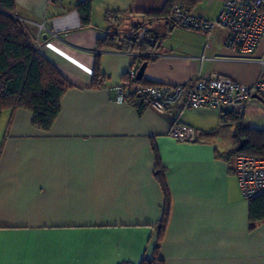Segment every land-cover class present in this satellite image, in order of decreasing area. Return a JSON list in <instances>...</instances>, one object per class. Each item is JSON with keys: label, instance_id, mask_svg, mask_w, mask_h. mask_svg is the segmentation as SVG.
<instances>
[{"label": "crops", "instance_id": "crops-1", "mask_svg": "<svg viewBox=\"0 0 264 264\" xmlns=\"http://www.w3.org/2000/svg\"><path fill=\"white\" fill-rule=\"evenodd\" d=\"M13 1L23 32L42 42L41 56L69 87L48 131L28 110L0 115V264H264V196L246 200L235 154L224 157L235 149L233 119L206 107L160 114L109 93L141 57L150 59L144 84L190 85L198 75L254 84L264 80V38L245 56L220 28L206 48L202 35L169 21L145 24L166 0ZM83 1L87 27L76 11ZM224 1L201 0L192 13L215 20ZM144 32L157 43L152 55L95 49L108 34ZM95 56L103 83L92 87ZM173 126L195 130L196 140L172 139ZM241 127L264 130V102L248 103Z\"/></svg>", "mask_w": 264, "mask_h": 264}, {"label": "built area", "instance_id": "built-area-1", "mask_svg": "<svg viewBox=\"0 0 264 264\" xmlns=\"http://www.w3.org/2000/svg\"><path fill=\"white\" fill-rule=\"evenodd\" d=\"M70 0H50L60 7ZM173 27L204 37L206 48L216 28L227 32L226 46L241 55H251L264 38V0H225L215 20L200 19L179 5L172 7ZM52 37H57L52 34ZM42 42L36 40L33 49L40 54ZM135 68H129L117 86L109 89L110 98L124 103L129 95L143 100L144 105L163 114L179 107L181 111L212 108L221 121L230 115L242 118L254 96L264 102V80L245 86L218 75H198L190 85H143L136 79ZM169 136L177 142H194L196 131L173 126ZM235 176L239 190L246 200L264 196V158L239 155L235 158Z\"/></svg>", "mask_w": 264, "mask_h": 264}, {"label": "trees", "instance_id": "trees-1", "mask_svg": "<svg viewBox=\"0 0 264 264\" xmlns=\"http://www.w3.org/2000/svg\"><path fill=\"white\" fill-rule=\"evenodd\" d=\"M200 1L166 0L161 11L145 16V24L157 21L170 22L174 5H179L192 12ZM76 11L81 27H87L91 20V3L89 1L80 2ZM14 14V1L0 0V115L5 110L25 109L32 114L33 126L42 131H48L60 111V100L69 85L52 63L34 51V42L25 35L21 24L14 18ZM95 49L99 51L108 49L145 56L152 55L156 51L157 43L154 37L149 36V32H144L141 36L133 34V36L122 40L108 34L105 39L96 41ZM98 58V56L93 58L92 87L103 83V78L98 70ZM149 60L146 57H141L136 58L135 62L140 66L143 63H148ZM140 83L153 85L144 84L143 80ZM140 100L144 104L143 100ZM230 118L233 119L236 126L235 149L233 152L225 153L224 157L227 158L229 155L235 154L236 157L244 155L264 158V130L243 129L241 127L242 118L230 115L227 119ZM160 173L161 171L157 172V177ZM162 230L163 225L159 229V242ZM157 251L158 247L154 250L155 256ZM140 264L163 263L161 260L153 258L151 260L144 259Z\"/></svg>", "mask_w": 264, "mask_h": 264}, {"label": "water", "instance_id": "water-1", "mask_svg": "<svg viewBox=\"0 0 264 264\" xmlns=\"http://www.w3.org/2000/svg\"><path fill=\"white\" fill-rule=\"evenodd\" d=\"M146 66H147V63H143L142 65L139 66V68H138V70L136 72V79L138 81L142 80ZM253 98L257 99L256 96H254Z\"/></svg>", "mask_w": 264, "mask_h": 264}]
</instances>
